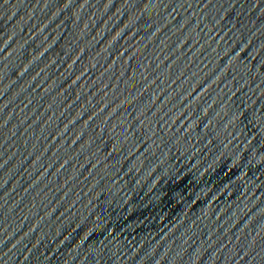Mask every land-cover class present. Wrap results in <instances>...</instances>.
<instances>
[{
  "label": "water",
  "instance_id": "water-1",
  "mask_svg": "<svg viewBox=\"0 0 264 264\" xmlns=\"http://www.w3.org/2000/svg\"><path fill=\"white\" fill-rule=\"evenodd\" d=\"M0 264H264V0H0Z\"/></svg>",
  "mask_w": 264,
  "mask_h": 264
}]
</instances>
